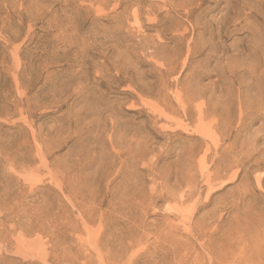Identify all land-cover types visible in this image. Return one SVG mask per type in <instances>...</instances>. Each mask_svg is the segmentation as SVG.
Segmentation results:
<instances>
[{
    "label": "rangeland",
    "instance_id": "rangeland-1",
    "mask_svg": "<svg viewBox=\"0 0 264 264\" xmlns=\"http://www.w3.org/2000/svg\"><path fill=\"white\" fill-rule=\"evenodd\" d=\"M0 264H264V0H0Z\"/></svg>",
    "mask_w": 264,
    "mask_h": 264
}]
</instances>
